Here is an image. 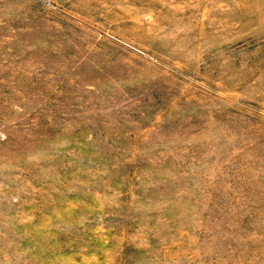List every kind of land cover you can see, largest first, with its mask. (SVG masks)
<instances>
[{"label":"rangeland","instance_id":"374dc122","mask_svg":"<svg viewBox=\"0 0 264 264\" xmlns=\"http://www.w3.org/2000/svg\"><path fill=\"white\" fill-rule=\"evenodd\" d=\"M0 264H264V0H0Z\"/></svg>","mask_w":264,"mask_h":264}]
</instances>
